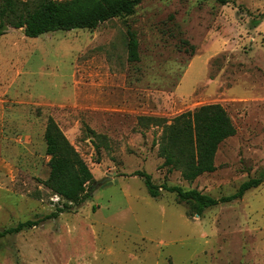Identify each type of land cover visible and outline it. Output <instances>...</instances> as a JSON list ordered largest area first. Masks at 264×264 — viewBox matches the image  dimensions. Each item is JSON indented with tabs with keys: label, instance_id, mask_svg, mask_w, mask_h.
<instances>
[{
	"label": "rangeland",
	"instance_id": "rangeland-1",
	"mask_svg": "<svg viewBox=\"0 0 264 264\" xmlns=\"http://www.w3.org/2000/svg\"><path fill=\"white\" fill-rule=\"evenodd\" d=\"M209 103L225 107L236 133L220 143L213 172L188 180L164 165L163 128ZM49 117L91 169V196L0 238V264H264V181L199 215L174 192L151 196L133 175L215 198L264 175V0H143L93 30L38 37L9 27L0 36V230L64 204L41 182Z\"/></svg>",
	"mask_w": 264,
	"mask_h": 264
},
{
	"label": "trees",
	"instance_id": "trees-1",
	"mask_svg": "<svg viewBox=\"0 0 264 264\" xmlns=\"http://www.w3.org/2000/svg\"><path fill=\"white\" fill-rule=\"evenodd\" d=\"M142 1L0 0V36L9 27L23 28L28 37H38L57 30H93L102 22L132 14ZM216 1L225 5L230 0ZM258 22L255 21L254 25ZM127 34L128 59L137 61L140 59L138 39L133 31L129 30ZM191 48L194 49V46L191 45ZM141 120L160 122L162 119L141 117ZM235 133L233 120L220 103L203 104L187 110L164 125L160 146V152L165 159L164 165L171 171L179 170L188 180H194L206 172H213L216 169L214 161L220 143ZM44 138L46 153L50 156V170L47 178L41 182L63 199L64 204L43 217L27 219L0 230V238L34 227L46 219L56 218L91 196L87 186L94 179L93 173L53 117L47 120ZM133 175L144 178L151 196L159 197L162 190L174 192L179 201L189 203L199 215L208 207L241 198L246 191L264 181V175L250 178L242 182L234 193L215 198L194 188L185 190L178 185L156 184L152 176L143 170H137Z\"/></svg>",
	"mask_w": 264,
	"mask_h": 264
},
{
	"label": "water",
	"instance_id": "water-1",
	"mask_svg": "<svg viewBox=\"0 0 264 264\" xmlns=\"http://www.w3.org/2000/svg\"><path fill=\"white\" fill-rule=\"evenodd\" d=\"M20 29H22V30H23V28H20ZM23 33H24V31H23ZM99 183H100V182H96V181H95V183H94V185H93V186H94V187H96V186H98V185H99Z\"/></svg>",
	"mask_w": 264,
	"mask_h": 264
}]
</instances>
